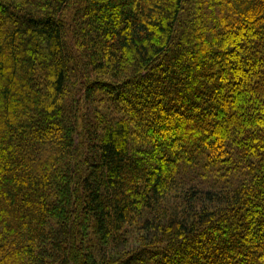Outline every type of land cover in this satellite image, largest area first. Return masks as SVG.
<instances>
[{
  "label": "trees",
  "instance_id": "16d2710c",
  "mask_svg": "<svg viewBox=\"0 0 264 264\" xmlns=\"http://www.w3.org/2000/svg\"><path fill=\"white\" fill-rule=\"evenodd\" d=\"M0 264H264V0H0Z\"/></svg>",
  "mask_w": 264,
  "mask_h": 264
}]
</instances>
